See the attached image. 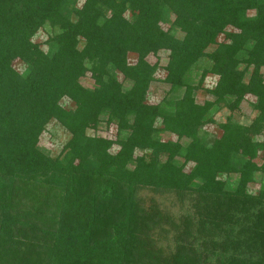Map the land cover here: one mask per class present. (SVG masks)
Wrapping results in <instances>:
<instances>
[{"label": "trees", "instance_id": "1", "mask_svg": "<svg viewBox=\"0 0 264 264\" xmlns=\"http://www.w3.org/2000/svg\"><path fill=\"white\" fill-rule=\"evenodd\" d=\"M159 52L182 93L150 104ZM263 68L264 0H0V264H264ZM248 97V123L199 137ZM51 120L69 135L54 158L37 149Z\"/></svg>", "mask_w": 264, "mask_h": 264}, {"label": "rangeland", "instance_id": "2", "mask_svg": "<svg viewBox=\"0 0 264 264\" xmlns=\"http://www.w3.org/2000/svg\"><path fill=\"white\" fill-rule=\"evenodd\" d=\"M164 14L167 25H163V29H166L167 26L169 28V25L173 17L169 11H165ZM169 32L176 38L180 37V34L172 28H169ZM51 35L52 32L47 27H45L35 35L32 41L40 45L42 50L46 51V46L43 44V42L46 40L47 37ZM166 59H167L166 52H159L156 56H149L147 58V61L150 64H154V63L158 64L157 65L158 69L155 71L154 74L156 78V82H153L148 89V96L146 100L150 104H156L160 102V100L163 98L165 99L177 98L182 93V90H179L176 94H172V95L169 94L167 92L168 86L160 81L164 77V71L162 70V67L165 65ZM128 61L129 63H132L134 61V57L131 55L128 56ZM203 66L204 64L199 63L192 68V72H190V81L193 85L197 84L198 78L200 76V71ZM13 67L18 71H21L22 69V67L16 63L13 65ZM261 72L264 76V68L261 70ZM215 80L216 79L213 76L210 75L205 76L201 85V89H198L194 93V99L196 102L200 103L203 100L210 98L205 93L204 89L212 88L215 83ZM80 84L84 88H88V89L92 88V83L88 77L81 79ZM230 100L231 98H226V101L229 102ZM252 100L253 99L248 97L247 99L241 102L238 110L233 112H229L226 109L217 108V107L210 110V112L208 113L209 120L208 121L206 120L202 128L199 130L198 133L199 137H202L206 143H210L213 140V138L219 137L220 131L218 130V125L224 123L227 117H229L230 120L234 123H240V124L248 123L254 116V112L251 110V103L253 102ZM60 103L61 106L65 109L71 108V104L67 100H63ZM98 133L101 134L103 137L113 138L115 130L113 126H110L109 128L106 129L104 125H101L99 127ZM160 137L162 139L169 138V136L166 135L165 133H161ZM68 138L69 135L55 121L51 120L46 124L44 131L41 133L39 137L37 149L44 155L54 158L58 155L60 147L64 145V143L68 140ZM254 140L264 141V130L261 133V135L255 137ZM176 161L177 164L181 163L180 159H177ZM219 177L225 182L227 190L233 189L236 176L231 175L226 177L224 175H220ZM260 179H261L260 175L255 174L254 182L252 185L247 187L246 192L250 194H255L258 190Z\"/></svg>", "mask_w": 264, "mask_h": 264}]
</instances>
